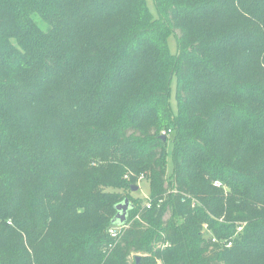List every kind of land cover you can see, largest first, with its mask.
Returning <instances> with one entry per match:
<instances>
[{
    "label": "trees",
    "instance_id": "trees-1",
    "mask_svg": "<svg viewBox=\"0 0 264 264\" xmlns=\"http://www.w3.org/2000/svg\"><path fill=\"white\" fill-rule=\"evenodd\" d=\"M153 1L0 0V264H264V0Z\"/></svg>",
    "mask_w": 264,
    "mask_h": 264
},
{
    "label": "rangeland",
    "instance_id": "rangeland-1",
    "mask_svg": "<svg viewBox=\"0 0 264 264\" xmlns=\"http://www.w3.org/2000/svg\"><path fill=\"white\" fill-rule=\"evenodd\" d=\"M147 1V5L151 11V13L154 16H158V11L156 9V6L154 4L153 0H146ZM33 19L42 27V28H46V25L44 23H42V21L40 20V18L38 16H34ZM179 32H175L174 34H172L169 38H168V46H169V50L170 52L174 55L177 53V36H178ZM264 69V66L262 68V71ZM252 76L254 78H258V77H262V72L261 70H256L255 73H252ZM176 89H177V80L174 79L173 84H172V95H171V106H172V110L174 113L177 112V101H176ZM167 132L168 134L165 136L167 138V144H168V148H167V153H166V165H167V171H168V175L171 176L173 174V159H172V150H173V144H172V135H173V127L170 126H166L162 132ZM170 132V133H169ZM260 147H262V145H259ZM230 148V147H229ZM228 148V149H229ZM226 151V157L231 155L234 150L230 149ZM252 158L251 157L248 159V164L250 162H252ZM114 157L109 158V160H114ZM127 176L124 177L123 181H126L124 184V189H115L110 187L108 190L112 191V192H129L133 194V197L135 198H139L140 201L145 202L146 200L149 199L150 197V190H151V184H150V180L144 178L145 176L141 173L138 179V183L137 186H139V189L137 191H129V189H127V184L130 183L131 181H133V178L131 179V181H127L129 180V176L130 177H134V175L132 173H127ZM129 175V176H128ZM128 182V183H127ZM215 185L219 188L222 189L224 191V195H225V200H223V205H224V209H227V205H228V199L229 196L231 194L230 189L223 183H221L220 181H216ZM222 205V204H221ZM207 212L208 208H207ZM209 222L207 221V223H204L203 226L201 227V231L205 236V239L207 240H211L213 242V239H217L218 244H221L222 246H226L225 244L228 242V246H226L225 248H234V246L236 244H241L243 239H244V227L243 224L242 225H238V227L235 225L232 227H225L223 228L222 225L223 224H227V222L225 221V217L226 215L224 214V216L219 217L216 215L211 214V212H209ZM168 218V216H167ZM229 242H231V246L229 244ZM214 243V242H213ZM162 256L159 257V263L160 264H166V262L170 259V253L167 252L166 247H162ZM141 255V254H140ZM255 256H257V254H255Z\"/></svg>",
    "mask_w": 264,
    "mask_h": 264
},
{
    "label": "water",
    "instance_id": "water-1",
    "mask_svg": "<svg viewBox=\"0 0 264 264\" xmlns=\"http://www.w3.org/2000/svg\"><path fill=\"white\" fill-rule=\"evenodd\" d=\"M163 139L167 141V138L163 136ZM139 189V186L135 187L133 191H137ZM132 209V205L129 200H126L125 203L118 205L117 210L118 214L116 218L113 221V224L118 227H122L127 224L129 212ZM141 255L135 256L136 264H141Z\"/></svg>",
    "mask_w": 264,
    "mask_h": 264
},
{
    "label": "built area",
    "instance_id": "built-area-1",
    "mask_svg": "<svg viewBox=\"0 0 264 264\" xmlns=\"http://www.w3.org/2000/svg\"><path fill=\"white\" fill-rule=\"evenodd\" d=\"M170 133V132H169ZM168 133L165 131V132H162V136H166ZM148 207L149 204H148ZM119 232H120V227H112L110 228L109 230V233L110 235L113 237V238H118L119 237ZM213 242L214 243H218L217 239H213ZM230 246H231V242H229ZM169 245V244H168ZM226 246H228V242L225 244ZM163 247H166V246H163Z\"/></svg>",
    "mask_w": 264,
    "mask_h": 264
}]
</instances>
